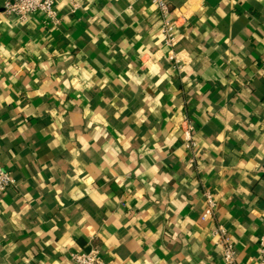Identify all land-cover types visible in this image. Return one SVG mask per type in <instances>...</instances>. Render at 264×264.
Here are the masks:
<instances>
[{
	"label": "crops",
	"instance_id": "crops-1",
	"mask_svg": "<svg viewBox=\"0 0 264 264\" xmlns=\"http://www.w3.org/2000/svg\"><path fill=\"white\" fill-rule=\"evenodd\" d=\"M0 264H254L264 225V0H166L177 73L147 0H55L57 26L2 14ZM78 10L72 13L71 4ZM195 127L188 163L180 125ZM217 201L203 223V192Z\"/></svg>",
	"mask_w": 264,
	"mask_h": 264
},
{
	"label": "built area",
	"instance_id": "built-area-1",
	"mask_svg": "<svg viewBox=\"0 0 264 264\" xmlns=\"http://www.w3.org/2000/svg\"><path fill=\"white\" fill-rule=\"evenodd\" d=\"M155 7L160 17V34L165 49V58L172 69L180 73L183 69L181 52L177 50L179 29L181 23L172 17L166 0H147ZM77 4H71V12L78 10ZM2 14L11 19L25 22L28 18L39 15L50 25L57 26L60 17L55 7V0H6L2 6ZM182 147L188 154V163H196L197 142L195 127L190 119H184L180 125ZM14 178L0 166V195L15 186ZM203 208L200 220L203 223L214 222L217 211V201L212 192L205 190L202 195ZM215 245L220 249L223 264H237V253L226 229L222 225H215L211 232ZM71 264H112L103 259L99 249L92 247L86 253L73 254ZM254 264H264V225L257 239V257Z\"/></svg>",
	"mask_w": 264,
	"mask_h": 264
}]
</instances>
